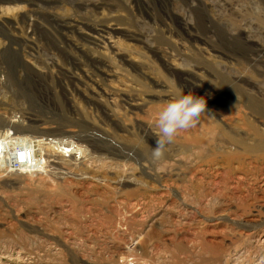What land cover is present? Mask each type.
<instances>
[{
  "label": "rangeland",
  "instance_id": "1",
  "mask_svg": "<svg viewBox=\"0 0 264 264\" xmlns=\"http://www.w3.org/2000/svg\"><path fill=\"white\" fill-rule=\"evenodd\" d=\"M0 82V129L85 150L0 175V264H264V0H0Z\"/></svg>",
  "mask_w": 264,
  "mask_h": 264
},
{
  "label": "clouds",
  "instance_id": "2",
  "mask_svg": "<svg viewBox=\"0 0 264 264\" xmlns=\"http://www.w3.org/2000/svg\"><path fill=\"white\" fill-rule=\"evenodd\" d=\"M237 99L236 97V101ZM206 111L207 101L204 97L196 96L192 92L185 94L182 90L174 93L157 117L156 126L159 133L155 147L151 150L152 160L155 162L162 159L166 146L173 141L176 134L181 130L195 127L201 114Z\"/></svg>",
  "mask_w": 264,
  "mask_h": 264
},
{
  "label": "built area",
  "instance_id": "3",
  "mask_svg": "<svg viewBox=\"0 0 264 264\" xmlns=\"http://www.w3.org/2000/svg\"><path fill=\"white\" fill-rule=\"evenodd\" d=\"M13 115L17 117L16 119L22 120V113ZM54 145L56 141L52 138H30L15 130L0 133V175L11 172H33L28 169L37 166L38 157H40L39 162L41 161L40 151H53L57 148Z\"/></svg>",
  "mask_w": 264,
  "mask_h": 264
},
{
  "label": "bare ground",
  "instance_id": "4",
  "mask_svg": "<svg viewBox=\"0 0 264 264\" xmlns=\"http://www.w3.org/2000/svg\"><path fill=\"white\" fill-rule=\"evenodd\" d=\"M0 83H2V82H0ZM0 119H3V120H6L7 121V116H5V115H3V114H0ZM20 121H22V120H20ZM20 121H19V123H20ZM7 122H9V121H7ZM16 121H12V123H15ZM13 125V124H12ZM12 125H10V127H6V129L5 130H3V129H0V130H3V132H6L7 131V128L9 129L8 131H10L11 130V126ZM24 125V124H23ZM8 126V125H7ZM25 127L26 126H20V129H18L17 127V130H18V132H22V131H24L25 130ZM13 130V129H12ZM2 131H0V133H3ZM27 134H29V135H27ZM23 135H26L27 137H30V138H34V136L32 135V134H30V133H27V132H23ZM53 140H55L56 141V145H54V146H57V148L56 149H54L53 150V152H56L57 154H60L61 153V155L63 156V155H75L77 158H82L83 156H84V153H85V150L84 151H81L80 150V153L79 152H76V151H74V154H67L66 152H69V153H71L70 151L72 150V148L73 147H80V148H82L83 149V147L82 146H80V145H76V143L74 142V141H71V140H68V139H64V140H62V141H57L58 139H53ZM66 142V143H65ZM67 144V145H63V144ZM69 143V144H68ZM72 148H71V147ZM70 147V148H69ZM84 148H86V147H84ZM42 149V148H41ZM87 151V150H86ZM40 152H42L43 153V151H40ZM41 153V161H43L44 160V154H42ZM55 153V154H56ZM40 157H38L37 159H38V164H37V166L36 167H34V168H32V169H28V170H34L35 168L36 169H38L39 168V166H40V162H39V159ZM76 158V159H77Z\"/></svg>",
  "mask_w": 264,
  "mask_h": 264
}]
</instances>
